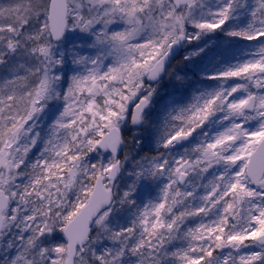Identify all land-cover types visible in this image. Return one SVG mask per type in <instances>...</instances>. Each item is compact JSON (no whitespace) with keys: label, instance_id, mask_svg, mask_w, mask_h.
<instances>
[{"label":"snow or ice","instance_id":"obj_1","mask_svg":"<svg viewBox=\"0 0 264 264\" xmlns=\"http://www.w3.org/2000/svg\"><path fill=\"white\" fill-rule=\"evenodd\" d=\"M0 264H264V0H0Z\"/></svg>","mask_w":264,"mask_h":264},{"label":"rangeland","instance_id":"obj_2","mask_svg":"<svg viewBox=\"0 0 264 264\" xmlns=\"http://www.w3.org/2000/svg\"><path fill=\"white\" fill-rule=\"evenodd\" d=\"M175 64H176V63H175ZM175 64H174V65H175ZM168 87H169V85H168V84H165V88H168Z\"/></svg>","mask_w":264,"mask_h":264},{"label":"water","instance_id":"obj_3","mask_svg":"<svg viewBox=\"0 0 264 264\" xmlns=\"http://www.w3.org/2000/svg\"><path fill=\"white\" fill-rule=\"evenodd\" d=\"M174 62H175V61H174ZM174 62H173V63H174Z\"/></svg>","mask_w":264,"mask_h":264}]
</instances>
